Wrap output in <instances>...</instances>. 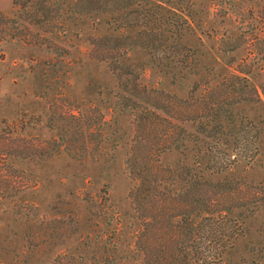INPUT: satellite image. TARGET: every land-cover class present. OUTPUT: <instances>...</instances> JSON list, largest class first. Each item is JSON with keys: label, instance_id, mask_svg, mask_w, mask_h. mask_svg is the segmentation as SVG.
<instances>
[{"label": "rangeland", "instance_id": "374dc122", "mask_svg": "<svg viewBox=\"0 0 264 264\" xmlns=\"http://www.w3.org/2000/svg\"><path fill=\"white\" fill-rule=\"evenodd\" d=\"M16 2L0 0V264H145L138 246L143 249L145 241L149 246L156 236L155 244L174 240L170 229L155 231L153 221H148L159 214L158 204L143 212L131 196L139 184L136 171L144 165L138 163L136 152L144 155L145 150L135 144L142 137L135 131L144 118L137 115L149 107L142 102L147 100L143 88L156 86L165 96L176 95L191 105L209 82L228 75L217 98L238 124L242 122L241 135L254 137L259 153L252 163L241 160L220 177L264 181V101L254 103L256 95L231 76L247 71L251 87L263 97L264 61L250 42L256 34L263 35L260 26L252 35L256 23L246 16L249 4L221 7L211 0H185L183 7L193 17L175 18L184 30L183 37L173 41L192 48L191 67H166L167 61L157 67L150 55L136 49L126 61L133 72H108L84 57L85 38L94 34L86 24L69 25V33L56 41L60 56L52 54L50 61L47 42L42 47L43 42L26 38V31L36 34L37 29ZM121 17L116 16L114 27L121 26ZM106 21L94 16L87 23L106 31ZM231 40L238 47L234 53L225 44ZM68 58L75 61L73 72ZM83 65L89 69H80ZM180 119L178 136L187 138L191 123L187 117ZM5 128L13 133L11 141L5 140ZM62 136L72 143H64ZM50 141L43 151L32 148ZM156 157L174 170L184 165L196 169L198 160L201 169L211 163L204 143ZM162 205L161 209L167 206ZM170 213L168 227L178 228V217ZM246 216L245 235L228 251L225 264H264L259 258L264 256V211ZM159 231L165 235H157Z\"/></svg>", "mask_w": 264, "mask_h": 264}, {"label": "trees", "instance_id": "16d2710c", "mask_svg": "<svg viewBox=\"0 0 264 264\" xmlns=\"http://www.w3.org/2000/svg\"><path fill=\"white\" fill-rule=\"evenodd\" d=\"M211 1L219 3L221 7L231 5L230 7L239 8L243 4H249L246 16H250L256 23L255 28L252 25V35L259 26V32L263 35L261 37L256 34L250 42L255 43V49L264 61V0ZM15 4L22 14L27 11L29 24L37 29L36 34L26 31V38L43 42L42 47L47 42L48 45L44 46L47 55L60 56L56 50V41L69 33V25L80 23L86 24L94 32L85 38L87 46L84 57L88 62L102 64L108 72H133L129 70L126 61L136 49L150 55L157 67H169L174 63L176 67L178 64L180 68H187L193 64L192 48L180 41H173L183 37L184 30L182 24L174 21L175 18L179 14L182 18L193 17V13L183 7L185 0H17ZM166 13H169L168 17ZM117 15L122 16V22L116 28L114 20ZM94 16L107 18L106 31L101 30L95 22L87 23ZM184 21L188 22L187 19ZM8 30L6 23L3 34L6 35ZM225 44L231 46V53L238 49L235 41H226ZM50 45H54L53 48ZM69 47L74 46L70 44ZM182 49L187 51L185 55ZM65 51L68 56L71 54L69 49L66 48ZM53 55L50 61L54 60ZM166 61L168 64L163 65ZM67 65L69 72H73L75 61L68 58ZM79 68L89 69L85 65ZM240 73L244 76H231L256 95L254 103L264 101V88L262 97L256 87H251L248 78L250 74L244 70ZM120 76L122 75H119L121 80ZM227 80L228 75L219 82H209L206 92L191 105L176 95L165 96L156 86L143 88L147 100L133 95L143 103H148L149 107L137 115H143L144 118L135 131L142 137L135 144L140 146L139 149H144L145 153L138 156V151L136 152L138 163L141 164L139 161H142L144 165L136 171L139 184L133 188L131 196L138 203L137 210L142 209L140 211L143 212L149 213L152 211L149 205L158 204L155 211L158 210L159 214L151 216L148 221H153L154 229H170L175 237L173 241L155 244L156 236L149 246L146 241L143 249L138 246L137 250L145 256V264H225L224 258L228 251L234 249L245 235L243 218H247L246 214L252 217L264 211V181L255 183L242 177H220L241 160L252 163L259 153L254 137L241 135L244 130L242 122L238 124L233 117L234 113L226 110L220 102L222 99L217 98L221 97L218 90L221 91ZM125 81L133 83L131 80ZM132 87L137 88L135 84ZM207 95L211 96L210 101ZM182 117H187L191 123L189 128L192 131L187 138L178 136L179 127L183 124L180 119ZM3 133L6 141L12 140L11 130L5 128ZM61 139L67 145L72 143V139H65L63 136ZM49 143L51 141L35 143L32 148L43 151ZM191 143L206 145L211 163H207L205 169L200 168L202 162L198 160L196 169L184 165L178 166L179 170H174L169 166L163 167L158 158H155V154L159 156L166 151L184 150ZM173 185L176 187L175 192L172 191ZM162 204L167 206L161 209ZM170 211L174 212L175 218L178 217V228L168 227L166 219L171 216ZM160 234L165 235L161 232L157 235ZM259 258L264 259V256Z\"/></svg>", "mask_w": 264, "mask_h": 264}]
</instances>
